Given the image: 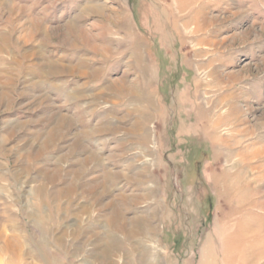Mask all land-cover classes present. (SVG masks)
<instances>
[{
  "label": "rangeland",
  "instance_id": "rangeland-1",
  "mask_svg": "<svg viewBox=\"0 0 264 264\" xmlns=\"http://www.w3.org/2000/svg\"><path fill=\"white\" fill-rule=\"evenodd\" d=\"M179 7L0 0V264H264V0Z\"/></svg>",
  "mask_w": 264,
  "mask_h": 264
},
{
  "label": "bare ground",
  "instance_id": "bare-ground-1",
  "mask_svg": "<svg viewBox=\"0 0 264 264\" xmlns=\"http://www.w3.org/2000/svg\"><path fill=\"white\" fill-rule=\"evenodd\" d=\"M175 1V4L176 5H178V7L181 5H185L188 1H190V0H173V2ZM162 5V4H161ZM180 8V7H179ZM161 11L163 12V14H164V16L165 17H167V19L170 21V15H169V13H168V11H167V9H166V6H164V5H162L161 6ZM171 23H172V21H171ZM172 25L174 26V22L172 23ZM174 28H175V31L177 32V30H176V27L174 26Z\"/></svg>",
  "mask_w": 264,
  "mask_h": 264
}]
</instances>
